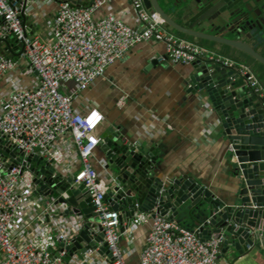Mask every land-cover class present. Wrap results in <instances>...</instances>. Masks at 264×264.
Returning <instances> with one entry per match:
<instances>
[{"label": "built area", "instance_id": "1", "mask_svg": "<svg viewBox=\"0 0 264 264\" xmlns=\"http://www.w3.org/2000/svg\"><path fill=\"white\" fill-rule=\"evenodd\" d=\"M56 1L50 38L45 42L37 31L31 36L25 34L21 0H0V39L12 37L21 43L23 54L38 76L35 88L18 89L0 100V264L64 263V251L56 257L51 251L57 243L72 241L65 232L38 225L39 231L24 243H17L15 237L22 230L29 205L41 212L37 218L40 223L43 215L58 213L56 197H35L38 186L28 159L38 156L53 161L55 167L62 164L64 154L52 145L66 133L71 135L80 162L74 183L83 185L91 197L103 234L102 245L111 256L109 264H126L119 246L122 229L147 223L151 225L139 264H219L223 237L202 240L200 229H185L156 209L140 211L138 204L134 206L136 212L125 219L111 208L105 201L107 186L101 185L91 162L102 143L103 115L95 108L83 114L76 112L74 93L61 89L73 82L77 91H86L108 67L122 61L136 45L150 40L165 46V54L156 59L160 63L167 60L192 65L208 60L236 71L250 90L262 98L264 86L248 66L170 33L159 14L147 10L142 0H129L140 24L138 28L127 26L113 14L97 18L96 11L105 0H73L83 3L81 6L70 0ZM15 67L16 61L9 56L0 58V76Z\"/></svg>", "mask_w": 264, "mask_h": 264}, {"label": "water", "instance_id": "2", "mask_svg": "<svg viewBox=\"0 0 264 264\" xmlns=\"http://www.w3.org/2000/svg\"><path fill=\"white\" fill-rule=\"evenodd\" d=\"M21 1L20 17L24 19L28 0ZM70 2L75 6L83 4ZM142 2L147 10L158 13L170 30L202 41L211 50L227 52L237 61L246 55L264 66V12L257 1ZM247 41L255 43V47ZM13 46L23 54L21 43L12 37L1 38L0 58L6 56L3 51L12 56ZM191 67V88L205 93L216 116V128L228 145L227 161L237 180L232 195L222 201L187 177L160 180L156 175L157 151L125 143L122 134L109 127L101 133L99 145L109 170L105 201L121 213L122 219L136 212L135 204L140 211L156 209L163 216L171 214L170 220L190 212L196 220L208 222L200 228L202 240L223 237L222 245L241 256L248 249L264 248V98L254 94L236 71L220 64L203 60ZM3 157L6 159V154ZM21 159L19 153L18 161ZM28 163L34 172L37 194L45 199L56 197L55 205L66 207L60 215L71 218L72 241L63 244L64 250L84 254L99 249V253L110 258L102 245L103 234L84 186L75 185L74 178L59 171L53 161L35 156Z\"/></svg>", "mask_w": 264, "mask_h": 264}, {"label": "crops", "instance_id": "3", "mask_svg": "<svg viewBox=\"0 0 264 264\" xmlns=\"http://www.w3.org/2000/svg\"><path fill=\"white\" fill-rule=\"evenodd\" d=\"M57 7L56 0H28L24 19L21 18L27 35L31 36L37 31L43 41H48ZM107 14L115 15L131 28L140 26L129 0H105L96 11V17ZM167 30L176 37L238 62L227 52L211 50L202 41L187 39L169 28ZM3 52L10 56L7 51ZM12 52L16 67L0 76V100L18 89H33L38 84V76L25 55L17 46H13ZM164 54L163 43L154 40L140 43L122 61L108 67L103 77L98 78L86 91H77V85L73 82L64 85L61 90L74 93L73 108L76 112L83 114L94 108L101 112L103 122L100 132L110 127L122 134L125 143L141 144L156 150V175L160 180L187 177L208 189L216 198L226 201L235 190L237 180L227 161L228 145L216 128L214 111L203 91L190 88L191 65L172 64L167 60L158 62L156 59ZM52 148L60 150L65 157L56 168L74 178L80 162L71 135L64 134ZM91 162L101 185L107 186L109 170L106 169L107 160L100 147L95 150ZM35 197L40 195L36 192ZM65 210L66 207L62 206L58 213L43 215V223H40L37 218L41 212L29 205L25 209L22 230L15 240L24 243L39 231L38 225L51 226L55 231L61 230L72 236L73 229L69 226L71 218L60 215ZM172 221L196 231L207 220H196L188 212ZM150 225L130 224L127 229H122L119 246L126 264H139ZM213 231V228L209 229L207 236L210 237ZM62 251L66 253L63 264H109V257L99 253V249L84 254H69L62 243H57L51 253L56 257ZM218 262L264 264V248L248 249L238 256L233 249L221 245Z\"/></svg>", "mask_w": 264, "mask_h": 264}, {"label": "trees", "instance_id": "4", "mask_svg": "<svg viewBox=\"0 0 264 264\" xmlns=\"http://www.w3.org/2000/svg\"><path fill=\"white\" fill-rule=\"evenodd\" d=\"M174 32V31H173ZM178 36L187 38V39H192L188 36L182 35L178 32H175ZM11 59L15 60L13 57L9 56ZM235 62V61H234ZM237 62V61H236ZM238 64L246 65L248 66L253 73H255L256 77L260 80L262 85L264 86V66L259 64L258 62L254 61L252 58L249 56H242V59L237 62Z\"/></svg>", "mask_w": 264, "mask_h": 264}, {"label": "flooded vegetation", "instance_id": "5", "mask_svg": "<svg viewBox=\"0 0 264 264\" xmlns=\"http://www.w3.org/2000/svg\"><path fill=\"white\" fill-rule=\"evenodd\" d=\"M253 1H257V5L259 7H262V10L264 12V0H253ZM264 31V30H263ZM262 36L264 37V35L262 34ZM248 44H250L252 47H255V43L251 42V41H247ZM257 51L260 52V50L258 48H255Z\"/></svg>", "mask_w": 264, "mask_h": 264}]
</instances>
